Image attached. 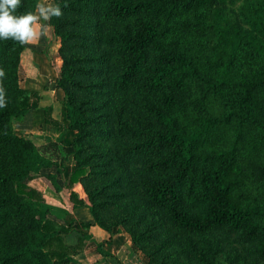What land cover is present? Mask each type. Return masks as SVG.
<instances>
[{"label": "trees", "instance_id": "16d2710c", "mask_svg": "<svg viewBox=\"0 0 264 264\" xmlns=\"http://www.w3.org/2000/svg\"><path fill=\"white\" fill-rule=\"evenodd\" d=\"M38 1L21 0L15 14L35 12ZM54 2L63 11L62 17L48 22L60 40L62 66L55 86L64 93L66 127L76 130L80 140L96 134L108 142L121 129L131 130L129 121L121 127L108 123L93 129L82 102L70 92L81 87L79 74L94 70L87 67L94 60L107 61L118 71V90L126 91L144 77L145 90L155 95L145 109L154 116L157 129L125 150L139 155L140 166L131 176L146 200L141 203L129 191L113 158L104 156L103 168L80 157L75 140L38 146L15 132L13 119L38 109L41 96L19 83L25 44L0 39V70L5 74L0 77L5 101L0 107V264H76L73 255L83 247V238L67 245L62 234L74 227L88 228L89 223L71 225L52 218L38 205L41 193L29 186L41 169L54 165V159H59V173L67 163L73 164L62 184L72 206L88 207L94 222L108 232L125 227L131 244L147 255L146 264H214L218 246L207 234L218 228L229 235L241 233L264 255V19L249 21L248 29L238 25L232 30L224 15L226 0ZM102 41L108 45L106 55L96 56L92 51ZM239 44V58L235 55L233 61L228 49ZM112 57L123 61L110 63ZM197 85L204 95L191 96L190 88ZM212 101L220 105V113ZM41 111L44 123L65 127L52 117L50 105ZM231 122L237 125L232 142L221 129ZM244 141L247 150L242 148ZM158 146L168 151L167 157L152 156ZM251 161L258 163L256 172L249 168ZM160 170L172 173L163 175ZM97 177V185L85 189L86 198L73 187ZM54 188L61 190L56 183ZM165 223L202 241L177 243L174 234L162 229ZM165 249L167 260L156 255Z\"/></svg>", "mask_w": 264, "mask_h": 264}, {"label": "rangeland", "instance_id": "374dc122", "mask_svg": "<svg viewBox=\"0 0 264 264\" xmlns=\"http://www.w3.org/2000/svg\"><path fill=\"white\" fill-rule=\"evenodd\" d=\"M40 2L41 0L38 1V3ZM224 15L232 30L237 28L238 25H243L245 26L244 28L248 29L250 28L248 24L249 21L255 22L260 18L264 19V0H226ZM124 26L130 29L131 22L126 21ZM37 30L38 33L42 32L43 34L38 35L31 43L25 44V48L21 52L19 83L27 90H37L41 96L40 103H44L45 106H52L54 102L55 105L52 106V114L61 118L67 125L64 119V93L60 88L55 86L56 79L59 78L62 66V59L59 54L60 40L53 36L52 29L48 22L41 21L40 25L37 26ZM241 47V44L237 45L236 49L230 46L227 53L229 59L236 61L234 56L236 55V58H239L237 52ZM107 48L108 45L104 41L101 43L96 42L92 52L96 56H105ZM119 59L123 61V58ZM119 59L112 57L108 61L112 63ZM238 64L240 63L238 62ZM81 65H83V63ZM91 66H93L94 70H91V68L89 69ZM87 67L89 70H86L83 74H79L78 83H81V87L77 90H74L72 87L70 92L72 91L73 97L82 102L81 104L86 109V115L91 118L90 122L93 129L106 127L108 123H111L112 126L121 127L123 122L129 121L131 130L126 131L121 129L119 135H113L108 142H103V136L99 137L96 134L90 135L86 140H80L81 136L79 133L77 134L76 130L67 127L58 129L56 127H50L51 125L45 126V124L38 123L37 117L34 114L27 119L23 117L24 115L18 120L13 119V128L17 134L31 139L36 145L54 139L61 143L75 140L76 145L80 148L79 156L88 157L90 158V164H98L103 168L106 167L104 164H107V160H104V158H108V156L113 158L112 165L117 167L116 170L123 178L129 191H132L136 196L135 198L144 203L146 199H144V195H142L140 189L134 184L131 176L132 169L134 167L139 168L140 166L138 162L139 155L127 153L125 150L128 145L135 141L141 138L143 140L147 139L148 134L150 136L153 131L157 129L154 116L145 109V105L151 99H154L155 95L145 90L143 86L144 77H142L136 85L130 87V89L126 91L118 90L116 83L118 71L110 68L107 61L101 60L98 62L94 60L92 63L88 64ZM189 93L191 96L197 95L200 97L204 95V90L201 86L197 85L192 86ZM58 102L60 103V111L56 107ZM211 103L214 104L213 101ZM214 109L216 112H221L218 103H216ZM30 119L33 120L31 124ZM221 129L226 130V137L228 141L232 142L235 137V130L237 129L236 123L231 122L229 124H223ZM248 147V144L244 141L242 143V148L247 150ZM152 156L156 159L167 157L168 151L158 146L156 150L152 151ZM58 165L59 159H54V165H52L51 168L55 169ZM250 165L249 168L256 172L258 163L251 161ZM72 168L73 164H68L62 169V172L66 174ZM158 173L171 175L172 170H167V172L165 170H160ZM155 175L156 174H146L144 176L153 177ZM41 176L46 179L51 189L54 191L55 180L52 178L50 181L43 172L42 174L40 173V177ZM99 179L100 178L97 177L86 184L77 183L73 185V187L79 195L86 198L87 192L85 189L95 187ZM38 205L42 207V209H47L52 218H54V215L57 218L61 215V208L47 203V199L43 198L42 202H38ZM111 209L114 212H121L118 208ZM114 212H107V214L110 216L114 214ZM114 228L125 230V227L122 225L115 226ZM162 229L169 234H174L177 243L180 244L181 241L185 243L186 239H188V244L191 245H196L198 242L200 243L202 241L193 233H186L178 229H173L167 223L163 224ZM207 237L217 242L216 244L218 247L216 248L217 250L213 251L214 257L212 258L214 264H264V255L260 253L253 243L245 240L241 233L229 235L225 228H218L210 231ZM132 250L134 253L138 254L139 263L146 264L148 262L149 259L145 252L140 250L136 245H132ZM156 255L160 259H166L168 252L165 249L157 252ZM182 262L183 260L179 261L178 264H182ZM166 264L169 263L166 262Z\"/></svg>", "mask_w": 264, "mask_h": 264}, {"label": "crops", "instance_id": "0c3cea01", "mask_svg": "<svg viewBox=\"0 0 264 264\" xmlns=\"http://www.w3.org/2000/svg\"><path fill=\"white\" fill-rule=\"evenodd\" d=\"M40 102L41 98L39 100V108L27 111L23 117L27 119L34 114L37 117L38 123L49 126L50 124H46L43 122V112L41 111V108L45 107V104H42ZM54 105L55 103L53 102L52 106ZM59 105L60 103L58 102L56 107L60 111L61 108ZM52 117L61 121L62 124L66 127V124L62 121L61 118L56 117L54 114H52ZM32 122L33 120L30 119V124ZM50 127L55 128V126L52 125ZM52 141L57 140L54 139ZM52 141H45L38 146H44L48 142ZM68 164L72 163L69 162L66 165ZM71 171L72 169H70L68 173ZM42 172L45 173L50 181L52 180V178L48 175H56L54 180L55 183L59 187H61V190L53 191L50 184L46 181V179L42 178V176L32 179L29 182V186L39 191L42 197L44 199H47V203L61 208V215H59L58 218L54 215V218L58 219L60 222L71 225H74V223L77 222L89 223L88 228L74 227L69 232L62 234L63 240L67 245H75L78 241V237L83 238V247L78 250L75 255H73V258L76 260L77 264H141L138 262V254L134 253V251L132 250V244L129 234L125 230L117 228L108 232L99 227L94 222L93 216L88 207L72 206L71 202L64 195V189L62 188L63 179L66 178L68 173L65 174L63 172L62 174H60L56 171V168L52 169L51 167L41 169L40 173L42 174ZM85 236L87 237L85 238ZM97 243L100 244V250L97 249Z\"/></svg>", "mask_w": 264, "mask_h": 264}, {"label": "clouds", "instance_id": "9594fccd", "mask_svg": "<svg viewBox=\"0 0 264 264\" xmlns=\"http://www.w3.org/2000/svg\"><path fill=\"white\" fill-rule=\"evenodd\" d=\"M21 0H0V39H12L20 44H29L38 35L37 26L41 21L50 22L53 18L63 16L61 7L54 0H41L36 4V10L16 15ZM5 74L0 70V77ZM5 106L4 90L0 88V107Z\"/></svg>", "mask_w": 264, "mask_h": 264}]
</instances>
